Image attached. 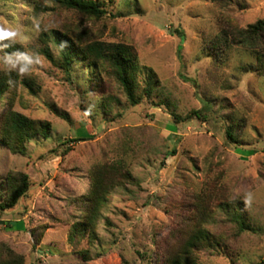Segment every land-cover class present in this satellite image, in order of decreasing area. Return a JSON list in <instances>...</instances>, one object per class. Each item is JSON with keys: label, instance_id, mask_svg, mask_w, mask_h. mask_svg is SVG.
Masks as SVG:
<instances>
[{"label": "rangeland", "instance_id": "374dc122", "mask_svg": "<svg viewBox=\"0 0 264 264\" xmlns=\"http://www.w3.org/2000/svg\"><path fill=\"white\" fill-rule=\"evenodd\" d=\"M95 1L107 10L97 19L50 0H0V36L28 57L0 52V70L15 63L26 68L20 78L39 86L32 92L18 80L0 99V116L13 109L51 127L24 155L0 144V187L9 172L26 173L31 183L16 206L0 211V254H19L23 264H163L201 204L214 217L206 227L225 241L201 250L198 264H264V61L237 43V30L264 19V0ZM37 2L48 10L36 12ZM42 31L83 44L131 45L140 102L131 105L106 68L89 81L79 59L69 72L56 66L39 51ZM253 49L264 55V40ZM192 110L207 118L185 119ZM228 127L237 142L227 138ZM115 162L135 182L107 195L93 242L88 233L71 242V227L84 221L93 170ZM223 200L242 202L253 230L236 233L217 211Z\"/></svg>", "mask_w": 264, "mask_h": 264}, {"label": "trees", "instance_id": "16d2710c", "mask_svg": "<svg viewBox=\"0 0 264 264\" xmlns=\"http://www.w3.org/2000/svg\"><path fill=\"white\" fill-rule=\"evenodd\" d=\"M57 2L66 9L74 10L88 18H101L106 15L107 10L102 7L103 2L95 0H50ZM111 1V0H108ZM36 12L46 11L48 7L43 4L35 3ZM180 37L181 42L184 39L182 30L175 29ZM240 35L237 43L243 44L253 51L257 60L264 61L257 50H254L255 44L264 40V19H258L254 23L248 24L245 28L237 30ZM42 46L39 51L45 55L51 62L59 68L70 71L75 59L85 63L89 72V81H93L91 74H97L100 69H107L109 75L120 85L126 94L127 100L131 105L140 102L141 96L137 95L138 90L137 74L140 67L137 54L131 45L121 42L111 43L106 41L92 40L89 42L77 43L64 33L57 31H42L39 35ZM49 42L55 44L59 53L55 57L50 50ZM181 48V44L178 47ZM0 52L7 56H19L22 53V47L19 44L6 40L0 36ZM261 67H264L262 63ZM260 67V68H261ZM259 70V69H258ZM19 69L15 68V63L11 69L0 70V99L4 96L18 80L21 84L27 86L32 92L36 91L39 86L32 78L21 77ZM146 85L143 93L149 95L151 91V77L153 73L147 70ZM264 76V69L260 70ZM176 121H182L183 118L177 115L173 116ZM196 117L206 119L207 116L203 110H192L185 116V119ZM50 123L46 120L33 119L22 113L8 109L0 116V144L6 147L13 154L24 155L27 152V145L31 141L47 139L50 134ZM226 136L230 141L237 142L231 127L226 129ZM77 138L75 140H80ZM239 143V142H238ZM174 152V150L172 151ZM133 183L135 179L128 169H125L121 162L103 164L97 166L92 172V181L88 195L84 199L86 211L84 221H79L71 227L69 240L74 241L77 235L88 233V241L93 242L96 239L95 226L96 217L99 209L107 201V195L111 190L124 183ZM30 178L26 173L9 172L0 187V211L12 209L22 197L27 195L30 188ZM197 212V222L185 232L182 240L175 248L169 249L170 252L164 259L163 264H198L199 252L203 249H213L220 247L225 241L221 235H216L207 227V223H213L214 217L212 212L200 211L199 204ZM217 211L226 215L229 223L236 225V233L253 230L246 208L238 200L222 201L216 205ZM100 256L102 252H98ZM83 253H87L84 250ZM87 254L85 260H90ZM264 263V261L262 262ZM0 264H23V257L19 254L7 250L6 256L0 254Z\"/></svg>", "mask_w": 264, "mask_h": 264}, {"label": "clouds", "instance_id": "9594fccd", "mask_svg": "<svg viewBox=\"0 0 264 264\" xmlns=\"http://www.w3.org/2000/svg\"><path fill=\"white\" fill-rule=\"evenodd\" d=\"M3 35L4 36H8V35H11V33L4 32ZM18 59L20 61H28V57L27 56H24V55L19 56ZM25 70H26V68H24V67H21V69H20V71H22V72L25 71Z\"/></svg>", "mask_w": 264, "mask_h": 264}]
</instances>
